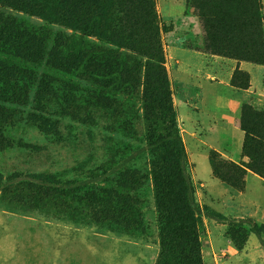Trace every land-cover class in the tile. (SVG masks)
<instances>
[{
  "label": "rangeland",
  "instance_id": "1",
  "mask_svg": "<svg viewBox=\"0 0 264 264\" xmlns=\"http://www.w3.org/2000/svg\"><path fill=\"white\" fill-rule=\"evenodd\" d=\"M149 1L156 37L119 0H0V264H264V176L242 151L264 135V76L253 90L240 68L264 67L244 60L264 0ZM173 132L198 254L153 182L176 146L148 145ZM211 153L244 170L239 189Z\"/></svg>",
  "mask_w": 264,
  "mask_h": 264
},
{
  "label": "trees",
  "instance_id": "2",
  "mask_svg": "<svg viewBox=\"0 0 264 264\" xmlns=\"http://www.w3.org/2000/svg\"><path fill=\"white\" fill-rule=\"evenodd\" d=\"M121 5L124 6L123 22L129 27H134L135 30H141V33L152 34L156 37L154 27L152 25L150 15V1L149 0H119ZM256 4V0H251ZM125 4V5H124ZM257 13V17H258ZM86 31H84L85 33ZM258 35V34H257ZM249 55L246 59L257 64L264 65V47L259 40V46L256 48L252 45L248 51ZM241 59V58H240ZM159 88L155 89L156 93L153 99L160 101L158 96L168 104V95L162 85L159 84ZM169 112L170 106L167 107ZM247 107L243 106L242 110H246ZM262 118V126H264V114L260 115ZM170 128L173 129L175 125V116L171 111L169 117ZM251 134L246 135L243 142V154L249 159L250 163L248 169H250L256 175L264 176V135L260 140L256 138H250ZM168 141H171L176 146L173 162L167 161L162 168L157 169L153 175V182L158 190V194L165 201L163 205L158 204L159 210L165 208L167 215L162 214L168 225L166 229L168 232H179L181 240L190 244L192 247H196L194 254H198L199 239L196 232V220L197 216H200V210L195 206L192 199V186L189 177L186 174L185 167V153L183 145L177 132L167 134L164 137H160L155 143L149 144L148 148L153 149ZM252 144L254 149H248L247 146ZM143 150V149H141ZM209 162L213 171V174L226 182L232 187L239 189L241 184L239 183L238 174L244 173V170L238 165L230 162H222L216 160L215 153H211ZM222 170V171H221ZM174 219V221H173Z\"/></svg>",
  "mask_w": 264,
  "mask_h": 264
},
{
  "label": "crops",
  "instance_id": "3",
  "mask_svg": "<svg viewBox=\"0 0 264 264\" xmlns=\"http://www.w3.org/2000/svg\"><path fill=\"white\" fill-rule=\"evenodd\" d=\"M240 68L246 70L250 74V77L253 81L252 88L254 90V87L256 85L255 82L259 78H262V76H264V67L250 66V65H246L245 63H241ZM258 91H261V92H258ZM257 94L264 96V85H261V87H257Z\"/></svg>",
  "mask_w": 264,
  "mask_h": 264
}]
</instances>
